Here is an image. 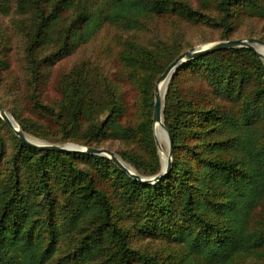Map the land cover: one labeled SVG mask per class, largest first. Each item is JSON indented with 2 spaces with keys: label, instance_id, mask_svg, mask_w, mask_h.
Masks as SVG:
<instances>
[{
  "label": "trees",
  "instance_id": "16d2710c",
  "mask_svg": "<svg viewBox=\"0 0 264 264\" xmlns=\"http://www.w3.org/2000/svg\"><path fill=\"white\" fill-rule=\"evenodd\" d=\"M198 2L15 0L0 109L28 136L118 143L127 165L158 175L155 90L193 48L186 28L230 41L264 21V0ZM255 34L264 42V26ZM164 120L173 166L146 185L105 157L28 146L0 118V264H264V60L237 48L187 62Z\"/></svg>",
  "mask_w": 264,
  "mask_h": 264
},
{
  "label": "water",
  "instance_id": "95a60500",
  "mask_svg": "<svg viewBox=\"0 0 264 264\" xmlns=\"http://www.w3.org/2000/svg\"><path fill=\"white\" fill-rule=\"evenodd\" d=\"M237 48H247L254 51L261 59L264 60V42L257 38L230 40V41H219L212 44H206L203 46L194 47L182 55H180L164 72L157 82L155 90V103H154V113L153 121L154 127L157 123H162V126L166 132V141L168 143L169 153L167 155L166 165L162 161L161 172L153 177H142L134 168L127 165L115 152L110 151L107 148H91L84 147L77 144H65L56 145L43 141L36 140V142L30 141V137L22 130L20 125L15 121L14 117L7 111L0 109V118L15 132L17 137L26 145L38 148L40 150H49L61 153H80L85 155L101 156L110 159L117 167H119L123 172L127 173L132 179L139 180L146 185H152L160 182L172 169L173 166V156H174V144L172 136L165 125L164 120V101L166 97V92L168 86L175 75V73L187 62L196 59L200 56L210 54L217 51H225ZM166 82V91L164 96L161 94L162 84ZM11 117V118H10ZM13 119L14 121H12ZM155 139L157 147L160 143L157 139L156 130Z\"/></svg>",
  "mask_w": 264,
  "mask_h": 264
},
{
  "label": "rangeland",
  "instance_id": "374dc122",
  "mask_svg": "<svg viewBox=\"0 0 264 264\" xmlns=\"http://www.w3.org/2000/svg\"><path fill=\"white\" fill-rule=\"evenodd\" d=\"M193 1L195 2L194 3L195 6H196V3L199 5L198 0H193ZM5 5L6 6L8 5L11 9L12 14L10 16H5L4 12H2L3 6H5ZM15 9H16L15 0H0V28L3 29L4 31L13 32V26L12 25H13V21L16 19ZM253 21L254 22L248 23L247 25L244 26V28H242V30L240 31V34L237 38H239V37L243 38L244 37V39H248L249 37H245L244 36L245 34H248L250 32H254V33H256L255 35H257L260 33V31L263 29L264 21H261V20H253ZM158 30L162 33H164L166 31L163 26L158 28ZM186 30H187L188 39H189L193 48L198 47V46H203L206 44H212V43L219 42V41H217V37H218L217 32L207 30L205 28H197V27H187ZM248 31H250V32H248ZM105 36H106V32L103 34L102 39H105ZM254 38H257V37H254ZM102 39H99V41L96 43L97 45L95 44L93 47L94 48L96 46L98 47V44L101 42ZM207 41H212V42H207ZM111 63L112 62H109L110 67L112 66ZM4 97H6V96L3 94L0 99H2ZM8 103H10V102H8ZM154 130H155V127H154ZM29 137L32 139H36L39 141L46 142L44 140L38 139V138L33 137V136H29ZM47 143H49V142H47ZM119 146L120 145L118 143L117 144H107L105 148L113 149V151L115 152V149ZM157 148H158V152H159L161 159L163 158V154L168 155L169 148H168L167 142H163V145H161Z\"/></svg>",
  "mask_w": 264,
  "mask_h": 264
},
{
  "label": "bare ground",
  "instance_id": "6f19581e",
  "mask_svg": "<svg viewBox=\"0 0 264 264\" xmlns=\"http://www.w3.org/2000/svg\"><path fill=\"white\" fill-rule=\"evenodd\" d=\"M165 91H166V82L164 84H162V89H161L162 96H164ZM11 120L14 121L13 119H11ZM155 130H156V134H157V139H158L160 146H161V145H163V142H167L166 141V132H165L161 122L157 123L155 125ZM29 139H30V141L37 143V141L35 139H32V138H29ZM162 160H163V164L166 165L167 154H163Z\"/></svg>",
  "mask_w": 264,
  "mask_h": 264
}]
</instances>
